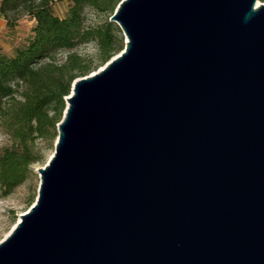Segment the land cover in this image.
Wrapping results in <instances>:
<instances>
[{"label": "water", "instance_id": "water-1", "mask_svg": "<svg viewBox=\"0 0 264 264\" xmlns=\"http://www.w3.org/2000/svg\"><path fill=\"white\" fill-rule=\"evenodd\" d=\"M121 0L124 48L65 98L0 264H264V4Z\"/></svg>", "mask_w": 264, "mask_h": 264}, {"label": "trees", "instance_id": "trees-1", "mask_svg": "<svg viewBox=\"0 0 264 264\" xmlns=\"http://www.w3.org/2000/svg\"><path fill=\"white\" fill-rule=\"evenodd\" d=\"M64 0H1L0 16L12 29L17 15L34 20L25 43L12 54H0V130L11 146L0 154V189L10 194L28 178L31 166L44 161L35 148L37 140H46L52 148L57 125L65 110V98L77 78L103 66L124 48L119 27L111 21L87 27L84 11L112 15L121 0H66V14H54V2ZM94 43L96 61L61 52Z\"/></svg>", "mask_w": 264, "mask_h": 264}, {"label": "rangeland", "instance_id": "rangeland-1", "mask_svg": "<svg viewBox=\"0 0 264 264\" xmlns=\"http://www.w3.org/2000/svg\"><path fill=\"white\" fill-rule=\"evenodd\" d=\"M1 2V0H0ZM259 5L264 4V0H258ZM69 3L64 1L54 2L52 5L53 12L59 17L66 14ZM109 14H96L90 9L84 11V24L87 27L102 25L105 21H110ZM112 22V21H111ZM34 25V20L29 16L19 13L17 15L16 25L10 29L6 26V21L0 16V54L10 55L16 47L23 45L30 35V30ZM122 34V32H121ZM123 37V35H122ZM124 43V37H123ZM68 53H75L86 60L96 61L98 51L94 43H87L78 46L69 52H61L57 56V61H64ZM117 55V54H116ZM115 55V56H116ZM114 57V56H113ZM98 67L89 75L99 71ZM0 154L3 149L11 146V141L7 135L0 130ZM36 151L44 157V161L31 166V171L26 181L15 188L10 194L4 195L0 189V242H2L12 231L15 225L19 222L21 215L28 212L30 207L34 204L37 190L40 183V177L37 173L38 168H43L54 151V144L52 148L48 147L46 140H37L35 144Z\"/></svg>", "mask_w": 264, "mask_h": 264}, {"label": "clouds", "instance_id": "clouds-1", "mask_svg": "<svg viewBox=\"0 0 264 264\" xmlns=\"http://www.w3.org/2000/svg\"><path fill=\"white\" fill-rule=\"evenodd\" d=\"M0 140H2V138H0ZM0 146H3L2 143H0Z\"/></svg>", "mask_w": 264, "mask_h": 264}, {"label": "bare ground", "instance_id": "bare-ground-1", "mask_svg": "<svg viewBox=\"0 0 264 264\" xmlns=\"http://www.w3.org/2000/svg\"><path fill=\"white\" fill-rule=\"evenodd\" d=\"M258 5H259V2L256 3V6H258Z\"/></svg>", "mask_w": 264, "mask_h": 264}]
</instances>
